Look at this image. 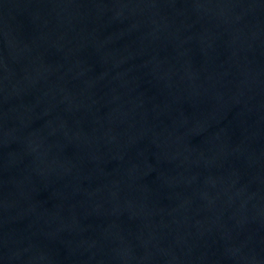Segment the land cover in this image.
<instances>
[{
    "label": "water",
    "instance_id": "obj_1",
    "mask_svg": "<svg viewBox=\"0 0 264 264\" xmlns=\"http://www.w3.org/2000/svg\"><path fill=\"white\" fill-rule=\"evenodd\" d=\"M0 264H264V0H0Z\"/></svg>",
    "mask_w": 264,
    "mask_h": 264
}]
</instances>
